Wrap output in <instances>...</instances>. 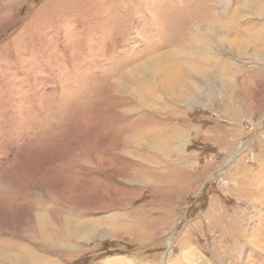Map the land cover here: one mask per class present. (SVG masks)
Instances as JSON below:
<instances>
[{
	"label": "rangeland",
	"instance_id": "rangeland-1",
	"mask_svg": "<svg viewBox=\"0 0 264 264\" xmlns=\"http://www.w3.org/2000/svg\"><path fill=\"white\" fill-rule=\"evenodd\" d=\"M48 3L0 0V264H264V0Z\"/></svg>",
	"mask_w": 264,
	"mask_h": 264
},
{
	"label": "bare ground",
	"instance_id": "bare-ground-1",
	"mask_svg": "<svg viewBox=\"0 0 264 264\" xmlns=\"http://www.w3.org/2000/svg\"><path fill=\"white\" fill-rule=\"evenodd\" d=\"M51 1L52 0H49V3L48 4H46L47 5V7H46V10L45 11H70V10H72V9H78V8H82V10L81 11H84V7L82 6V4H80V1H82V0H63V3H61L60 5H59V2H56V3H58L57 5L56 4H53V3H51ZM54 1V0H53ZM55 2V1H54ZM77 4V5H75L74 6V4ZM51 4V5H50ZM63 4V5H62ZM81 5V6H80ZM175 57V56H174ZM174 59V58H173ZM185 60V59H184ZM187 68V67H186ZM171 70V69H170ZM181 72V71H180ZM194 72V71H193ZM197 73V72H196ZM202 74V73H201ZM173 174V179L174 180H176L177 181V179H176V176H177V174H179V173H172ZM171 174V175H172ZM185 174V173H184ZM155 175V173H149V176H154ZM165 175V174H164ZM180 175L181 176H183V173H180ZM135 176L137 177V178H142L143 177V175H140L139 173H135ZM147 176H148V174H147ZM180 176V177H181ZM157 177H160L159 175L157 176ZM147 178V177H146ZM164 178V177H163ZM167 178V177H166ZM166 178H164V179H166ZM160 180V179H159ZM179 180V179H178ZM169 182H170V179L168 180ZM162 182V181H161ZM168 182V183H169ZM178 182H180V181H178ZM173 183H175V181H173ZM173 183H171V184H173Z\"/></svg>",
	"mask_w": 264,
	"mask_h": 264
}]
</instances>
